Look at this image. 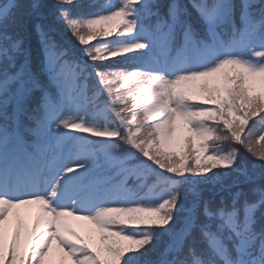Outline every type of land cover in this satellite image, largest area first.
<instances>
[{
  "label": "snow or ice",
  "instance_id": "6c2138e0",
  "mask_svg": "<svg viewBox=\"0 0 264 264\" xmlns=\"http://www.w3.org/2000/svg\"><path fill=\"white\" fill-rule=\"evenodd\" d=\"M45 8L0 6V264H264V0H55L80 57Z\"/></svg>",
  "mask_w": 264,
  "mask_h": 264
},
{
  "label": "trees",
  "instance_id": "16d2710c",
  "mask_svg": "<svg viewBox=\"0 0 264 264\" xmlns=\"http://www.w3.org/2000/svg\"><path fill=\"white\" fill-rule=\"evenodd\" d=\"M28 2H29V0H21L22 4H26ZM85 2H87V0H85ZM184 2H187V0H184ZM5 3H6V0H0V6H3ZM42 3L46 5V8L43 10L44 13H45V16H46V18L43 21V23L45 25L51 26L53 29H55V31L53 32V35L58 40H61V42L64 43L65 46L69 47L72 51H74L77 57H80L82 55V48L80 46H78L74 42L73 38L67 33L64 25L62 23H57L53 17H50V16L47 15L48 11L54 8L55 0H42ZM114 38L115 37H112L111 39H114ZM29 40H30V45L34 46L36 44V36H35L34 32L31 34ZM93 43H95V42H93ZM89 47H91V45H89ZM136 54L137 53H132V54H128V55H136ZM123 59L124 58H122V57H117V58H114V61L120 67H126V68H129V69L131 67H133V65H131V64L119 63ZM114 61L113 60L104 61L99 66L103 69V65L113 64ZM129 115H131V113H129ZM262 115H264V114H262ZM258 121H259V117L254 118L253 120H251L249 122L248 128L245 129V134H246V137H247L248 140H255L261 134L260 124L258 123ZM249 129H251V134L247 135L248 132H249ZM231 146L232 147H237V145H231ZM222 147L225 150H228L229 145L225 144V145H222ZM240 160L249 169H251L253 163H259V161H254L253 158L246 151H244V149H241Z\"/></svg>",
  "mask_w": 264,
  "mask_h": 264
},
{
  "label": "rangeland",
  "instance_id": "374dc122",
  "mask_svg": "<svg viewBox=\"0 0 264 264\" xmlns=\"http://www.w3.org/2000/svg\"><path fill=\"white\" fill-rule=\"evenodd\" d=\"M71 223H72L73 227H76L77 228L78 231L80 230L79 227H78V225H79L80 222L73 221Z\"/></svg>",
  "mask_w": 264,
  "mask_h": 264
}]
</instances>
